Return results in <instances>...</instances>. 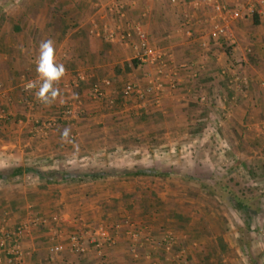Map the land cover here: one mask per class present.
Segmentation results:
<instances>
[{
    "label": "crops",
    "instance_id": "obj_1",
    "mask_svg": "<svg viewBox=\"0 0 264 264\" xmlns=\"http://www.w3.org/2000/svg\"><path fill=\"white\" fill-rule=\"evenodd\" d=\"M91 1L94 0L88 1L87 4L92 8H98L97 12L85 24H82V21L74 22L73 27L62 35V40H59V35L56 38L57 59L58 62L65 64L67 74L58 85L61 98L50 107L42 105L35 99L36 89L29 90L30 95H21L27 82L37 78L35 61L38 50L34 47L33 33L31 38L30 36L27 38V48L32 46L31 58L28 60L26 57V63L24 59L21 61L17 54L23 55L25 47L22 44V37H16V41L21 42L19 43L21 47L17 48L16 52L11 50L10 59L13 62L15 60L13 67H0V119L5 118L0 120V124L7 118L8 123H16L11 126L13 131L10 132L4 131L5 127L0 126V143L4 142L1 139L6 137L10 139L0 144V167L18 164V166H27V168L19 167L16 171L26 172L31 169L28 167L31 162H38L41 166L39 169L45 171L76 164L83 158L95 161L93 158L102 156L110 160L115 151H123L126 155L128 154L127 148H118L117 143L121 142L122 138L129 137L130 139V137L137 136L131 131L122 132L123 125H129L126 127L129 128L134 124L148 122L154 118V114L162 113L168 108L177 117L182 108L189 107L186 101L192 102L196 99L203 102L206 100L205 96L197 99L194 92L216 91L222 86L232 88L229 84L234 83L231 78L235 76L244 78L246 84L240 85L249 89L248 76L241 77L237 71L227 66L229 59L225 48L230 46L237 52L242 34H254L253 30L248 31L247 29L253 24V16H248L242 9V17L237 21L229 22L231 33L238 37L235 36L236 40L238 39L236 46L228 45L224 39L213 40L210 35L211 21L218 15L216 5L226 4L231 8H241L242 0H230L225 3L214 2V0H176V3H172L171 0H98L97 3ZM195 2H198V6H195ZM257 15L259 19L257 26H260L264 23V9ZM62 18L70 19L65 15ZM10 22H13L12 28L22 36H25L32 28L50 30L52 25L51 20L40 24H34L35 22L30 20L22 23L20 19L10 20ZM136 25L141 26L146 32L153 48L164 55L163 58L167 64L161 80L167 88L156 92L149 98L132 97L126 100L122 97V90L118 91L121 86L130 82L146 89L149 80L158 77L156 65L140 64L136 61L132 41L122 38L124 32H128L129 26H132L131 32L134 36ZM257 26L252 25L250 28ZM109 31L114 32L113 39L108 38ZM188 31L191 35L187 34ZM0 42L7 45V37L0 35ZM251 52L250 48L248 53ZM1 57L4 61L7 60L4 55ZM134 61L137 65H134ZM250 73L254 78L256 73L253 71ZM174 79L178 81V85L173 90L171 84ZM96 85L100 86L104 93V102L94 101L91 98L93 87ZM250 87L254 88V85L251 84ZM251 88V92L244 95L249 98L246 101L241 100L242 104L237 108V111L245 112V117L241 122H246L247 126H250L248 133H239V138L244 143L238 144L235 152L241 165L244 164L242 154L246 146H248L246 150L255 154L254 158L245 159V162L253 172L258 174L260 182L256 181L255 185L261 187L264 186L262 182L264 176V120L260 116L255 118L252 115L254 111L257 112L255 108L258 105H264V95L258 94ZM118 94L120 98H123L121 105H118ZM25 96L29 97V101H26ZM10 97L13 98L11 104L7 103ZM110 100L112 101L109 102ZM109 104L115 105L109 107ZM72 108L73 115L66 116L65 112ZM83 108L85 118L80 119L78 115ZM190 111L188 108L185 115H189ZM247 113L249 117L246 116ZM55 118L61 119L59 120L60 125L47 133V138L35 135L34 126L29 125L34 123L44 125L45 122H51ZM66 127L71 129L70 135L74 144L61 140V132ZM40 139L42 141L38 142ZM0 181L8 183V180L0 179ZM65 183L68 182L48 185V189L44 194L42 193L43 196L36 198L42 203L41 209L36 214L27 212V214L14 216L17 220L13 221L17 223L16 226L28 224V230L21 238L23 257L20 264H141L132 259L130 252L125 250L123 241L120 240L115 248L107 250L106 258H100L90 245L87 246L89 250L85 254L79 255L73 252L68 240L69 236L82 227L99 225L98 220L101 216L95 213L81 214V206L92 203L105 194H98L97 197L86 200V197H81L84 195L83 192L78 195L74 188L65 186ZM4 189L0 188L2 191L0 199L4 197L0 202V207H5L3 203L16 199L15 195L5 198L6 190ZM45 193H49L48 197L56 194V199L46 202L48 197ZM247 199H250L252 204L256 203V207L251 206L254 208L251 209L252 213L262 217L263 222L258 231L262 232L261 236L264 241V188ZM51 205H62L64 213L67 214L53 213ZM74 212L79 213L73 214ZM5 215L10 216V214ZM31 215L45 217L50 220V223L44 226L31 225ZM54 217H57L58 221H53ZM75 222L77 225L74 224ZM55 244L63 245L65 250L59 254H51L49 249ZM262 251L264 253V246ZM110 255L112 257L109 259ZM247 255L249 256L248 264H264V254L257 262H255V257L248 253ZM241 260L244 261L243 258ZM234 264H241L240 259L234 260Z\"/></svg>",
    "mask_w": 264,
    "mask_h": 264
},
{
    "label": "rangeland",
    "instance_id": "obj_2",
    "mask_svg": "<svg viewBox=\"0 0 264 264\" xmlns=\"http://www.w3.org/2000/svg\"><path fill=\"white\" fill-rule=\"evenodd\" d=\"M88 1L90 0H0V35L7 37V45L0 42V67H13L15 60L11 61V53L21 47V42L19 44L16 37H22L25 53L17 54V57L21 61L24 59L25 63L26 57L29 60L32 54V46L27 48V38L28 36L31 38L33 33L35 50H38L39 43L43 39L54 40L56 46L58 35L59 40H62V35L59 33V20L62 16L65 15L73 22L82 21V24H85L97 12L98 8L90 7L87 4ZM227 1L230 0H214L218 3ZM91 2L97 3L98 0ZM64 3H68V5H64ZM52 15L56 16L55 20H51ZM19 19L22 23L30 20L34 21V24L51 20L52 25L50 30H43L39 27L32 28L28 33L24 30L27 36H22L12 28L13 22H10V20ZM252 25L255 24L250 26ZM250 26L247 29L248 31L253 30L254 34H242L237 52L232 47L226 46L225 53L229 59L227 66L231 70L237 71L241 77L248 76V84H253L254 88H252L258 94L264 95V23L260 26L255 25L256 28H250ZM235 36L238 38L237 35ZM228 45L230 44L228 43ZM250 48L252 52L248 53ZM1 55L7 57V60L4 61ZM251 71L256 73L254 78L251 76ZM11 72L13 74L12 69ZM234 78H231L234 83L231 81L232 84H229L232 88L222 86L216 91L194 92L197 99L205 96L206 100L203 102L196 99L192 102L186 101L191 110L189 115H185L188 108H182L177 117L168 108L164 109L162 113L154 114V118L148 122L134 124L129 128H126L129 125H123L122 132L131 131L137 136L130 137V139L129 137L122 138V141L117 143L118 148H127L128 154L126 155L123 151H115L110 160L102 156L96 157L97 159L93 158L95 161L83 158L76 164H68L59 169L45 171L39 169L41 166L38 162H31L28 167L49 177H59L64 173L85 175V180L82 183H65V186L74 188L78 195L83 192L84 195L81 197H86V200L97 197L98 194H105L92 203L82 205L83 211H79L81 214H101L98 220L99 224L111 226L115 222L131 219L142 229L143 236L151 237L154 241L159 240L167 233H172L175 236V244L170 251H165L163 248L154 249L155 245L144 242L145 247L139 252V258L135 259L131 256L136 263L234 264V260L240 259L241 264H248L247 253L255 257V262H257L264 254L262 232L258 231L261 229L262 217L252 213L251 209L254 208L250 207L246 210L234 203L224 202L213 187L216 181L223 179L234 193L244 198L255 195L258 190L264 188V186L255 185V182L259 180L258 174L253 172L245 162V159L254 158L255 154L246 150L248 147L246 146L242 154L244 164L241 165L235 152L237 145L244 143L239 138V133L249 132L250 125L247 126L246 122H241L245 117V112L241 113L239 110L237 111V108L242 104L241 100L246 101L249 98L244 95L251 92V87L249 85V89L243 88L239 82H236L237 78L240 80L244 78L238 76ZM173 83L175 84L174 90L178 81L174 79ZM128 84L132 83L128 82L118 91H123ZM163 88H167V86ZM25 94L30 95L29 90H26L24 86L21 95ZM120 94L117 95V98ZM231 94L232 96H230ZM147 97L149 98V96ZM28 98L25 96L26 101H29ZM91 98L94 101L104 102L105 100V97L95 99L93 94ZM9 99L7 103L11 104L13 98ZM114 105L109 104V107ZM255 109L257 112L254 111L252 116L255 118L260 116L264 120V105H258ZM2 115L5 114L2 113ZM78 116L80 119L85 118L84 108ZM246 116L249 117V113ZM59 120L61 119L55 118L51 122H45V125L55 124L48 128L37 123L29 125L34 126V134L41 137L59 127ZM5 121L0 126H4L6 132L13 131L11 126L16 123L10 122V124L8 120ZM1 140L6 142L10 139L6 137ZM41 141L40 139L38 142ZM19 167L27 168V166L21 167L18 164L0 167V175L8 178V183L0 181V188L6 190L5 198L16 196V199L3 203L5 207H0V220H7L9 229H13L17 225L13 222L17 221L14 216L27 214V212L31 214L39 212L42 203L36 198L42 197V193L44 194L49 185L32 173L22 171L20 174H15ZM127 169H148L162 173L186 174L198 181H186L172 176L133 178L124 175ZM94 174H106L107 177L95 180L89 178ZM262 182H264V176ZM47 195L49 196V193H45V196ZM55 195L47 196L46 202L56 199ZM146 198H152L155 204L156 208L153 214L144 213L148 206ZM3 199H0V202ZM140 201L143 202L142 206ZM251 206L256 207V203ZM51 209L54 211L53 213L67 214L64 213L62 205H51ZM78 213L74 212L73 214ZM5 214H10L11 217H7ZM74 224L77 225L76 222ZM119 240L123 241V247L129 252L131 242L126 240L123 235L118 236ZM241 248L242 250H240ZM111 257L110 255L109 259Z\"/></svg>",
    "mask_w": 264,
    "mask_h": 264
},
{
    "label": "built area",
    "instance_id": "obj_3",
    "mask_svg": "<svg viewBox=\"0 0 264 264\" xmlns=\"http://www.w3.org/2000/svg\"><path fill=\"white\" fill-rule=\"evenodd\" d=\"M241 8H231L226 4H218L215 9L218 13L211 21V38L216 41L224 39L232 46H236L237 40L234 34L229 29L230 21H237L242 17V11L245 10L248 16H254L259 14L264 9V0H242ZM172 3H176V0H171ZM195 6H198V2H195ZM243 9V10H242ZM122 17H124L122 15ZM135 35H132V26H129L128 32H124L122 35L123 40L132 41L133 50L135 53V60L140 64L156 65L158 77L154 80H149L148 86L145 90L139 86L128 84L122 91V97L126 100L136 97L138 99H144L147 96L154 95L156 92L163 91V81L161 76L164 75V69L167 62L164 60V55L153 48L150 43L149 37L141 26L136 25ZM127 31V30H126ZM191 35V32H187ZM114 32L109 31L108 38L113 39ZM236 82L240 84H246L245 80L236 79ZM175 84H171V88H174ZM93 96L95 99H101L104 94L100 86L93 87ZM81 110V109H80ZM66 116L73 115V109H68L65 112ZM55 124L43 125L48 128ZM58 221L57 217L52 219ZM31 225H47L50 223L45 217L38 215H31ZM28 224H22L16 226L13 229L7 227V220H0V264H20L23 257V250L21 245V238L27 232ZM123 235L126 240L131 242L129 246V252L135 259L139 258V252L144 249V242L151 243L155 248H163L165 251H170L175 244V236L172 233H167L157 241H154L151 237L143 236L142 229L131 219H125L115 222L113 225L108 226L99 224L93 227H82L76 232L72 233L68 240L72 246L74 253L82 255L88 252L87 246H92L96 254L103 258L106 255L107 250H111L116 247L118 243V236ZM65 250L63 245L55 244L50 247L49 252L51 254H59Z\"/></svg>",
    "mask_w": 264,
    "mask_h": 264
},
{
    "label": "trees",
    "instance_id": "obj_4",
    "mask_svg": "<svg viewBox=\"0 0 264 264\" xmlns=\"http://www.w3.org/2000/svg\"><path fill=\"white\" fill-rule=\"evenodd\" d=\"M56 16L52 15L51 16V20H55ZM60 32L61 35H65L66 32L73 27V21L67 18H60ZM253 23L255 25L259 24V19H258V15H254L253 16ZM134 65H137V62L134 61ZM126 67V66H124ZM123 103V98H119L118 101V105H121ZM22 171H16L15 174H20ZM27 173H32L35 174L36 176H38V178L45 182L46 184L49 185H54V184H58L59 182H68V183H82L85 180V175H80V174H72V173H64L61 174L59 177H49L46 176L45 174L38 172L36 170H27ZM124 175H128L131 176L133 178H140V177H155V176H165V177H175V178H179L181 180H186V181H198L195 178H192L186 174H177V173H162L159 172L157 170H148V169H127L124 172ZM107 177L106 174H94L93 176H90L89 178L95 180V179H103ZM0 179L2 180H8V178L4 175H0ZM215 191L217 194L220 195V197L222 198V200L224 202H229L231 204H236L239 207H242V209H246L248 210L251 205L252 202L250 199H247L246 197L244 198L243 196L240 197L238 196L236 193H234L232 191V189L229 187V185L227 183H225L223 181V179H220L218 181H216L213 185ZM148 203V206L145 208L144 213L145 214H153V212L155 211V204L152 200V198H149L145 200ZM141 206L143 204L142 201H140ZM145 205V204H144Z\"/></svg>",
    "mask_w": 264,
    "mask_h": 264
},
{
    "label": "clouds",
    "instance_id": "obj_5",
    "mask_svg": "<svg viewBox=\"0 0 264 264\" xmlns=\"http://www.w3.org/2000/svg\"><path fill=\"white\" fill-rule=\"evenodd\" d=\"M35 63L37 78L28 81L25 89H36L35 99L42 105L50 107L61 98V90L58 85L67 74L65 64L58 62L54 40L40 41ZM70 134L71 129L64 128L61 132L62 142L74 144Z\"/></svg>",
    "mask_w": 264,
    "mask_h": 264
}]
</instances>
